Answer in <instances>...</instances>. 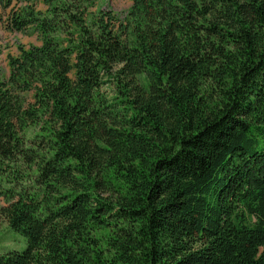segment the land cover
<instances>
[{
	"label": "trees",
	"instance_id": "obj_1",
	"mask_svg": "<svg viewBox=\"0 0 264 264\" xmlns=\"http://www.w3.org/2000/svg\"><path fill=\"white\" fill-rule=\"evenodd\" d=\"M96 1L0 0V264H264V0Z\"/></svg>",
	"mask_w": 264,
	"mask_h": 264
},
{
	"label": "rangeland",
	"instance_id": "obj_2",
	"mask_svg": "<svg viewBox=\"0 0 264 264\" xmlns=\"http://www.w3.org/2000/svg\"><path fill=\"white\" fill-rule=\"evenodd\" d=\"M133 0H97L92 11H98L101 7H112L116 11H121L131 7ZM44 8L43 4L40 5ZM41 44V38L32 30L27 32L10 31L0 27V67L5 77L10 75V57L20 54L21 47L29 48L31 45ZM102 91L108 96L116 95V87L113 83H105ZM7 203L6 198H0V252L10 249L23 250L26 247L24 237L12 231L8 219L1 212V207Z\"/></svg>",
	"mask_w": 264,
	"mask_h": 264
}]
</instances>
